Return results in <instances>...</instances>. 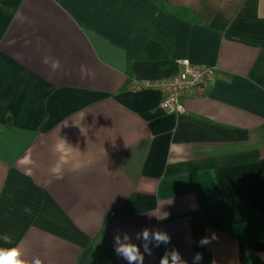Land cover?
<instances>
[{"label": "crops", "instance_id": "obj_1", "mask_svg": "<svg viewBox=\"0 0 264 264\" xmlns=\"http://www.w3.org/2000/svg\"><path fill=\"white\" fill-rule=\"evenodd\" d=\"M181 57L216 70L184 111L131 87ZM61 138L80 168L57 179ZM125 235L143 264L172 250L264 264V0L208 22L165 0H0V247L30 264H129Z\"/></svg>", "mask_w": 264, "mask_h": 264}, {"label": "clouds", "instance_id": "obj_2", "mask_svg": "<svg viewBox=\"0 0 264 264\" xmlns=\"http://www.w3.org/2000/svg\"><path fill=\"white\" fill-rule=\"evenodd\" d=\"M49 58L44 59V63H48ZM53 71L60 67L59 61H55L51 65ZM82 78L90 76L91 73L88 69H85L84 66H81ZM54 150L60 153V160L57 165L51 169V172L57 179H62V168L63 165L72 164V170L77 171L80 168L78 163H74L75 158L72 156V150L68 145L67 141L63 138L59 139L58 142L54 145ZM143 238L144 241L150 239V232L147 228L143 229L142 233H137V239ZM152 238L156 241V246H159L161 243L168 244L171 241V237L166 232H161L159 230L155 231L152 234ZM218 239L215 233L211 237L205 236L202 237L198 244L203 247L210 244L213 240ZM117 245L116 251L123 255V257L129 261V264L137 262V264H143L144 256L142 255L140 248L137 244L130 241L129 237L125 235L124 242H121L120 237H116ZM144 252L149 255L152 254V250L148 247V244H144ZM171 256V260H169ZM194 261H200L203 259L202 253H196L193 257ZM0 264H30V262L23 258V250L19 246H13L10 248L0 247ZM34 264H42L39 258L35 259ZM160 264H187L186 261L181 260L180 254L177 250H172L171 252H165V254L160 259Z\"/></svg>", "mask_w": 264, "mask_h": 264}, {"label": "built area", "instance_id": "obj_3", "mask_svg": "<svg viewBox=\"0 0 264 264\" xmlns=\"http://www.w3.org/2000/svg\"><path fill=\"white\" fill-rule=\"evenodd\" d=\"M179 68L168 76L144 80H133L131 87H153L164 93L161 107L170 113L185 110L181 99L185 95L203 94L213 81L215 65L193 62L188 57L178 59Z\"/></svg>", "mask_w": 264, "mask_h": 264}, {"label": "trees", "instance_id": "obj_4", "mask_svg": "<svg viewBox=\"0 0 264 264\" xmlns=\"http://www.w3.org/2000/svg\"><path fill=\"white\" fill-rule=\"evenodd\" d=\"M242 1L243 0H165L166 3L173 7L180 5L189 6L195 17L203 22L210 21L217 11L221 12L226 18H232L239 10Z\"/></svg>", "mask_w": 264, "mask_h": 264}]
</instances>
